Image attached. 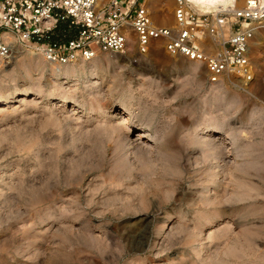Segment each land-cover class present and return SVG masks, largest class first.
Instances as JSON below:
<instances>
[{
  "label": "rangeland",
  "instance_id": "1",
  "mask_svg": "<svg viewBox=\"0 0 264 264\" xmlns=\"http://www.w3.org/2000/svg\"><path fill=\"white\" fill-rule=\"evenodd\" d=\"M163 2L155 15L170 25L175 1ZM258 24L245 88L211 83L205 64L160 43L55 65L11 39L0 58V264H264ZM122 115L132 126L119 146ZM203 211L216 221L201 229Z\"/></svg>",
  "mask_w": 264,
  "mask_h": 264
},
{
  "label": "built area",
  "instance_id": "2",
  "mask_svg": "<svg viewBox=\"0 0 264 264\" xmlns=\"http://www.w3.org/2000/svg\"><path fill=\"white\" fill-rule=\"evenodd\" d=\"M163 1L0 0V58L12 52L7 33L55 65L91 60L99 52L127 54L133 47L146 55L160 43L172 56L205 64L211 83L228 79L245 88L253 82L251 43L264 22V0H234L206 11L191 0H174L170 25L155 15ZM61 23L76 35L55 39Z\"/></svg>",
  "mask_w": 264,
  "mask_h": 264
},
{
  "label": "bare ground",
  "instance_id": "3",
  "mask_svg": "<svg viewBox=\"0 0 264 264\" xmlns=\"http://www.w3.org/2000/svg\"><path fill=\"white\" fill-rule=\"evenodd\" d=\"M191 1H193V3L199 8V9H202V10H213V9H218V8H220L221 6H230V5H232L233 4V1L234 0H191ZM244 1L245 0H237V5H241L242 3H244ZM7 37H9L10 38V41H11V43H12V40L11 39H14L15 41H16V39H15V37L13 36V35H11V34H9V33H7V34H5ZM191 62H195V61H191ZM197 63V62H196ZM72 64V63H71ZM68 68V67H67ZM1 95V94H0ZM4 96V95H3ZM4 98V97H3ZM0 101H5L4 99H2L1 97H0ZM117 117V116H116ZM120 120V119H119ZM121 124L119 123L118 125H120V126H115V128H114V130H113V134H116L117 136L114 138L113 137V139H115V141L117 142V144L119 145V146H123L124 145V140H123V135H125V132L126 131H128V129H129V127H131L132 126V120L130 119V117L128 116V115H122L121 116ZM136 128V130L135 131H138V135L140 136L141 134H142V130H144V128L142 127V126H136L135 127ZM111 132H112V130H111ZM132 132V131H131ZM149 133V132H148ZM144 134H146L145 132H144ZM147 135V134H146ZM146 135L144 136V137H146ZM125 137V136H124ZM144 137H140V139L141 140H143V138ZM206 138H209V141H213L214 139H215V137L214 136H212V135H210V136H207ZM173 167V166H172ZM174 168V167H173ZM172 168V169H173ZM174 174V173H173ZM181 174V173H180ZM175 177V176H174ZM159 180V179H158ZM116 181V180H115ZM207 182V185L208 184H210L211 182H212V178L211 177H209V180H207L206 181ZM104 183V182H103ZM80 184V183H79ZM206 185V184H205ZM210 186V185H209ZM207 189V188H206ZM39 194H40V192H39ZM44 194H46V193H44ZM43 193H42V197L43 196H46V195H44ZM41 197V198H42ZM48 196H46L45 197V199L44 200H48V198H47ZM47 198V199H46ZM43 199V198H42ZM42 199H38V201H37V203H36V205H39L41 202H42ZM43 200V201H44ZM47 202V201H46ZM206 213V211H203L202 212V215H200L199 217L201 218V219H199V222L201 223V229H203L205 226H207V225H209V224H211L212 225V223H214L216 220H212V221H209L210 220V217L208 216V215H206L205 214ZM211 216V215H210ZM222 216L223 215H221V216H219L218 218L220 219V218H222ZM198 217V216H197ZM144 222H147V223H150L151 222V219H150V216H146L145 218H144Z\"/></svg>",
  "mask_w": 264,
  "mask_h": 264
},
{
  "label": "trees",
  "instance_id": "4",
  "mask_svg": "<svg viewBox=\"0 0 264 264\" xmlns=\"http://www.w3.org/2000/svg\"><path fill=\"white\" fill-rule=\"evenodd\" d=\"M67 27H68L67 23H61L59 25L57 33L54 35V38L55 39H67L69 37L75 36L76 35V30H74V29L70 30ZM64 30L67 33H64Z\"/></svg>",
  "mask_w": 264,
  "mask_h": 264
}]
</instances>
